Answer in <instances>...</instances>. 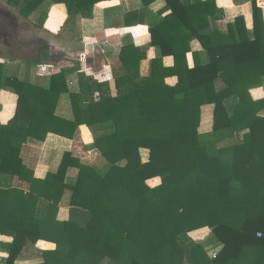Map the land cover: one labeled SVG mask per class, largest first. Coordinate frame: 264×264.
Returning a JSON list of instances; mask_svg holds the SVG:
<instances>
[{
	"label": "trees",
	"instance_id": "trees-1",
	"mask_svg": "<svg viewBox=\"0 0 264 264\" xmlns=\"http://www.w3.org/2000/svg\"><path fill=\"white\" fill-rule=\"evenodd\" d=\"M45 1L7 0L26 18ZM100 1L50 3L67 5L62 31ZM167 1L169 12L150 28L152 45L174 65L158 58L149 75L140 73L146 48L131 54L129 43L113 84L81 79L73 88L62 69L48 83L31 81L0 60V91L18 94L15 116L0 123V235L11 238L0 239V264H264V96L252 94L264 87L262 5L252 0L251 26L238 16L222 30L205 21L223 15L217 0ZM48 17L44 10L36 25ZM195 38L202 51L190 49ZM174 75L178 82L168 84ZM205 104L214 105L213 126L201 132ZM49 133L73 147L40 179L21 152L29 137ZM90 149L93 163L85 160ZM69 167L79 168L74 184ZM155 177L161 182L151 186ZM61 206L68 219L58 218ZM203 228L209 234L194 239ZM40 240L55 247L39 248Z\"/></svg>",
	"mask_w": 264,
	"mask_h": 264
},
{
	"label": "crops",
	"instance_id": "crops-1",
	"mask_svg": "<svg viewBox=\"0 0 264 264\" xmlns=\"http://www.w3.org/2000/svg\"><path fill=\"white\" fill-rule=\"evenodd\" d=\"M216 2L217 6L223 10V15L219 18L206 15L205 21L207 24L208 21H211L213 27L226 30L228 25L235 21L236 17L244 16L248 26L252 25V0H217ZM258 2L262 5L264 18V0H258ZM4 4L10 7V11L13 12V23L11 24L12 26L14 25L13 29H16L18 24L17 17L24 18L23 21H26V23L31 22L34 26L36 24L35 20H37L40 13L44 10L49 11L45 27H38L39 34L37 33L38 31L32 32V36L25 40L29 45L28 54L30 53L31 56L17 55L14 53L15 50L12 51L11 49H8L9 53L7 54L0 53V60L7 61L6 71H19L18 73L23 79L48 83L52 73L41 75L39 73V65L53 63L56 71L61 69L65 71L69 85L73 88L78 86L81 79H88L91 83L110 82L113 84L114 69L121 66L120 49L125 43L130 44L132 48L131 54L146 48L147 55L140 63V73L144 76L150 74L152 61L158 58H162L164 66L171 67L174 65L175 59L172 54L163 55L157 46L152 45V31L150 28L151 25L165 15V12H169L167 10V0H103L94 6L91 17L79 16L75 23L66 26L62 31H60V28L69 16L67 5L64 3L51 4L50 0H46L28 18L22 16L7 0H4ZM6 19L8 23L9 17L7 16ZM190 49L199 52L203 50V46L195 38L190 43ZM20 61L25 63L27 61L30 64L26 63V66H16V63ZM178 79L176 75L169 76L166 78V82L170 85H175ZM216 86L218 89H222L224 87L223 81L218 80ZM261 89L264 90V87L253 89L252 94L255 96L254 91L257 90H260L261 94ZM17 102V93L8 89L0 91L1 124H7L15 116ZM237 102V96L225 99V104L230 112H233ZM65 106H67L66 103ZM213 112V104L202 106L201 132H207L212 129ZM72 147V139L59 134L49 133L43 140L29 137L23 145L21 156L25 164L34 171L35 177L44 179L49 173L57 172L64 152L71 150ZM145 153L146 158H144ZM141 154L143 161H147L150 151L147 148H141ZM85 160L90 163L95 162L96 152L90 149L89 155ZM78 176L79 168L69 167L66 181L74 184ZM158 178L160 177L150 180H157ZM28 187L29 185L24 183L26 190H28ZM58 218L61 220L69 218V208L67 206H61ZM200 231H203V229L192 232V237L197 240L193 233L198 234ZM208 234L209 231L205 233V236H199V240L204 239ZM0 239L11 240L10 237L1 235ZM37 247L50 249L54 248L55 244L40 240L37 243ZM38 262H41V260L21 259L16 264H36Z\"/></svg>",
	"mask_w": 264,
	"mask_h": 264
},
{
	"label": "rangeland",
	"instance_id": "rangeland-1",
	"mask_svg": "<svg viewBox=\"0 0 264 264\" xmlns=\"http://www.w3.org/2000/svg\"><path fill=\"white\" fill-rule=\"evenodd\" d=\"M10 7L6 6L4 4V0H0V53L7 54L9 53L8 49H11L16 53L17 55L21 56H31V54H28V48L29 45L25 42L27 38H30L32 35V32H37L39 34V28L35 24L34 26L30 23H26V21H23L21 18L17 17L18 24L16 25L15 33L12 34V29L14 28L11 24L13 23V12L10 11ZM3 16V17H2ZM4 16L9 17V21L7 23V19ZM6 20V21H5ZM31 20V19H30ZM37 21V20H35ZM36 23V22H35ZM12 26V27H11ZM32 27V28H31ZM28 45V46H27ZM28 64V62L26 61ZM26 63L23 61H20L16 63V66H26ZM56 69V68H55ZM39 73L42 75L43 73L39 71ZM255 96H262L264 95V90L254 91ZM264 113V110H263ZM144 158H146V153L144 154ZM149 184L155 185L161 182V179L158 178L157 180H148ZM208 228H203V231H200L197 233H193V236L199 240V236L204 235L208 232Z\"/></svg>",
	"mask_w": 264,
	"mask_h": 264
},
{
	"label": "built area",
	"instance_id": "built-area-1",
	"mask_svg": "<svg viewBox=\"0 0 264 264\" xmlns=\"http://www.w3.org/2000/svg\"><path fill=\"white\" fill-rule=\"evenodd\" d=\"M55 65L53 63H43V64H40L39 65V69H40V72H42L43 74H46V73H53L56 71L55 69ZM261 234L259 233V236Z\"/></svg>",
	"mask_w": 264,
	"mask_h": 264
},
{
	"label": "water",
	"instance_id": "water-1",
	"mask_svg": "<svg viewBox=\"0 0 264 264\" xmlns=\"http://www.w3.org/2000/svg\"><path fill=\"white\" fill-rule=\"evenodd\" d=\"M3 17V16H2ZM22 20L24 19V18H21ZM15 30L16 29H12L11 31H12V34H14L15 33Z\"/></svg>",
	"mask_w": 264,
	"mask_h": 264
}]
</instances>
